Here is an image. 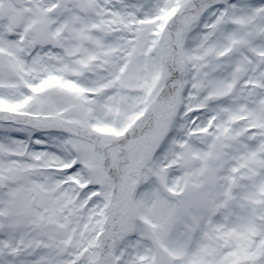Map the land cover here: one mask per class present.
Returning a JSON list of instances; mask_svg holds the SVG:
<instances>
[{
    "label": "snow or ice",
    "instance_id": "6c2138e0",
    "mask_svg": "<svg viewBox=\"0 0 264 264\" xmlns=\"http://www.w3.org/2000/svg\"><path fill=\"white\" fill-rule=\"evenodd\" d=\"M0 264H264V0H0Z\"/></svg>",
    "mask_w": 264,
    "mask_h": 264
}]
</instances>
